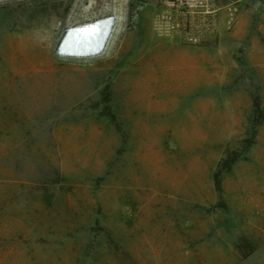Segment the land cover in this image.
Wrapping results in <instances>:
<instances>
[{
    "label": "rangeland",
    "instance_id": "374dc122",
    "mask_svg": "<svg viewBox=\"0 0 264 264\" xmlns=\"http://www.w3.org/2000/svg\"><path fill=\"white\" fill-rule=\"evenodd\" d=\"M180 1H0V264H264V50L228 40L264 47V8L217 0L192 45ZM105 14L101 57L55 55Z\"/></svg>",
    "mask_w": 264,
    "mask_h": 264
},
{
    "label": "built area",
    "instance_id": "2783aa9c",
    "mask_svg": "<svg viewBox=\"0 0 264 264\" xmlns=\"http://www.w3.org/2000/svg\"><path fill=\"white\" fill-rule=\"evenodd\" d=\"M217 0H181L180 6L186 10L187 13L192 14L196 13L197 15L202 16L201 24L194 26L193 24L189 25L188 30L184 31L185 40L192 45H195L201 41L202 38L206 37L207 34L211 35L215 33V30L218 27V7L216 5ZM234 4L250 3V0H232ZM179 6V5H178ZM257 7L264 8V0H258ZM103 19V23L116 24L119 23V19L114 14H105L95 18ZM137 22L136 12H132L131 15V24L129 28H132ZM193 25V26H192ZM197 29V30H196ZM100 56H95L87 59H73L80 61L95 60ZM70 60V59H69ZM72 60V59H71Z\"/></svg>",
    "mask_w": 264,
    "mask_h": 264
},
{
    "label": "clouds",
    "instance_id": "9594fccd",
    "mask_svg": "<svg viewBox=\"0 0 264 264\" xmlns=\"http://www.w3.org/2000/svg\"><path fill=\"white\" fill-rule=\"evenodd\" d=\"M116 28V24H107L100 32L95 34L94 39L90 41V45L96 48L95 50H85V42L90 39L87 38L86 35H72L71 32L66 29L57 41L55 55L59 58L70 60L87 59L103 55L110 45Z\"/></svg>",
    "mask_w": 264,
    "mask_h": 264
},
{
    "label": "crops",
    "instance_id": "0c3cea01",
    "mask_svg": "<svg viewBox=\"0 0 264 264\" xmlns=\"http://www.w3.org/2000/svg\"><path fill=\"white\" fill-rule=\"evenodd\" d=\"M242 25H243V22H241V21H239L236 24V27H237L236 30L237 31L232 33V36H230L228 38L229 45H231V47H236L239 44H243L244 45V50H248L247 56L251 60V56H252L251 50H264V47H259L258 46L257 37L253 33H247V34L241 36L239 30L242 28ZM162 38H164V37L156 35V36H153L151 38V40L153 41L155 39L158 40V39H162ZM124 43L125 42H122L121 45L116 50L122 49L123 45H125ZM153 45L155 46L157 44L153 43ZM196 48H197V50H203V49L198 48V47H196ZM251 68L253 69V71L258 72L259 74H261L260 75L261 78L258 81V84H257L256 87H257L258 93H259V101H260V103H262V107L264 109V60H262L260 62L251 61Z\"/></svg>",
    "mask_w": 264,
    "mask_h": 264
},
{
    "label": "bare ground",
    "instance_id": "6f19581e",
    "mask_svg": "<svg viewBox=\"0 0 264 264\" xmlns=\"http://www.w3.org/2000/svg\"><path fill=\"white\" fill-rule=\"evenodd\" d=\"M103 19H96L92 22L86 23V24H82V25H75V26H71L69 28H67V31H70L71 34H77V35H86L88 39L85 42L86 47L85 50H95L96 48L92 47L90 45V41H92V39H94V36L96 33L100 32L104 26H106L108 23H103L102 22ZM90 45V46H89Z\"/></svg>",
    "mask_w": 264,
    "mask_h": 264
},
{
    "label": "trees",
    "instance_id": "16d2710c",
    "mask_svg": "<svg viewBox=\"0 0 264 264\" xmlns=\"http://www.w3.org/2000/svg\"><path fill=\"white\" fill-rule=\"evenodd\" d=\"M253 103H254V106H253L254 107V111L256 113H259L260 114L262 112V110L260 108L259 100L258 99H255ZM263 122H264V119H263ZM214 183H215L216 188L219 190L220 182H219V175L218 174L214 175Z\"/></svg>",
    "mask_w": 264,
    "mask_h": 264
}]
</instances>
